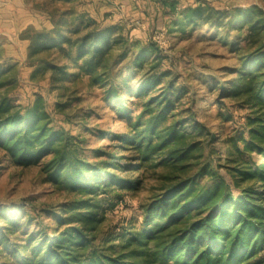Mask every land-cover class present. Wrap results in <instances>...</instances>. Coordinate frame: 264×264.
Wrapping results in <instances>:
<instances>
[{"label": "trees", "instance_id": "trees-1", "mask_svg": "<svg viewBox=\"0 0 264 264\" xmlns=\"http://www.w3.org/2000/svg\"><path fill=\"white\" fill-rule=\"evenodd\" d=\"M158 1L183 30L209 12L210 30L237 59L226 69L232 76L217 84L220 109L230 100L233 112H242L225 113L240 125L223 141L227 154L212 161L194 139L207 126L182 103L188 86L161 64L146 69L160 54L155 42L132 52L139 41L129 27L96 19L87 27L85 12L71 25L61 18L47 28L28 26L21 36L29 79L53 90L73 75H89L125 128L79 123L83 133H74L57 125L53 112L64 113L71 99L57 95L50 108L36 90L20 100L19 69L0 68V162L38 164L43 182L64 197L26 212L0 207V264H264V8ZM87 132L110 142L90 147ZM151 178L141 221L106 224L125 195Z\"/></svg>", "mask_w": 264, "mask_h": 264}, {"label": "rangeland", "instance_id": "rangeland-1", "mask_svg": "<svg viewBox=\"0 0 264 264\" xmlns=\"http://www.w3.org/2000/svg\"><path fill=\"white\" fill-rule=\"evenodd\" d=\"M180 1L185 3L197 1L205 7H248L256 3L264 8V0ZM24 4L33 14L31 26L39 29L51 27L54 21L61 20V18L63 24L69 21V25H71V20L79 19L81 12L86 13L83 22L87 27L95 22L94 19L103 23L119 22L124 24L131 29L133 36L139 41L132 52H138L141 46L151 43L152 29L166 27L168 29V45L165 49L160 48L162 51H159L158 56L148 58L146 69L161 64L162 70H171L172 75L178 76L179 85L185 83L188 86L189 93L183 98L182 103L186 106L192 104L198 119L207 126V131L198 134L194 139L203 142L205 157H209L212 161L218 159L220 155L224 157L227 154V147L223 141L226 136L232 135L236 131V127H240V125L237 118L227 120L225 113L230 110L237 117L242 112H233L230 100H226V105L220 109L216 102L220 91L217 84L232 76L226 69L236 65L237 59L231 53L229 44L215 37L216 34L210 30L209 15L211 14L209 12H205L194 28L190 26L183 30L175 25L178 19L176 20L174 16L166 12L158 0H141L140 4H135L136 7L131 5L128 11L126 5L119 0H106V2L103 0H24ZM156 6L159 7V13L161 10L159 15H154ZM65 9L75 12V14L67 15L64 18L60 12ZM174 20L176 21L173 22ZM137 21L141 24L144 23L145 26H138ZM173 23L175 24L172 25ZM8 36L14 40L12 32ZM22 43L19 41L17 45L13 42L16 47L7 51L4 39L0 38V68L16 66L19 69L16 93H20V100L33 98V93L36 90H40L48 97L50 108L54 107L56 99H58L57 95H64V99L70 98L71 103L65 108L64 113L53 112L52 115L55 124L63 125L74 133H83L84 128H80V130L77 128L79 123H83L88 128L99 127L109 132H119L125 128V121L113 110L112 103L105 99L103 86L90 84L89 75L78 77L73 75L66 78L53 90H49L44 81L32 82L28 77L31 70L27 66L28 45L26 47ZM16 51H18V57L9 56L10 53H16ZM77 66L71 67L72 74L78 72ZM123 73L126 75L127 71L124 70ZM130 81L136 83L137 79L132 78ZM220 113L225 115H220ZM85 134L90 137V147L110 142L109 139L95 137L88 132ZM213 135L216 136L214 141L211 140ZM0 167V207L11 206L10 210L6 211L16 213L21 205L20 211L26 212L31 207L56 204L64 199L61 194L53 191L49 183L43 182L38 164L21 167L10 163L3 165V162H0ZM154 183V178H151L144 182L141 190L126 194V202L120 203L116 210L109 214L106 224L126 222L132 217L138 224L142 219L141 205L148 200ZM0 223H3L2 220ZM20 223L24 225L25 222L21 221ZM44 223L51 224L52 220L45 218ZM37 227V222L30 225L33 230Z\"/></svg>", "mask_w": 264, "mask_h": 264}, {"label": "crops", "instance_id": "crops-1", "mask_svg": "<svg viewBox=\"0 0 264 264\" xmlns=\"http://www.w3.org/2000/svg\"><path fill=\"white\" fill-rule=\"evenodd\" d=\"M106 2V0H103ZM126 5L127 11L130 10L131 5L140 4L141 0H119ZM87 5V4H86ZM163 7V6H162ZM159 7L156 6L154 15L161 14L158 12ZM97 14V13H95ZM33 14L29 11L28 7L24 4V0H0V38L4 39L6 50L9 51L15 48L17 44L23 42L27 47L28 41L21 37L22 32L33 24ZM148 21V25H149ZM153 30V29H152ZM12 32L14 40L8 35ZM7 34V35H6ZM13 42L15 44H13ZM18 51L16 53H10L9 56L15 58L18 57Z\"/></svg>", "mask_w": 264, "mask_h": 264}, {"label": "built area", "instance_id": "built-area-1", "mask_svg": "<svg viewBox=\"0 0 264 264\" xmlns=\"http://www.w3.org/2000/svg\"><path fill=\"white\" fill-rule=\"evenodd\" d=\"M138 26H145V24H141L139 21L136 22ZM168 29L166 27H158L151 31L150 37L153 42H155L161 49H165L168 45Z\"/></svg>", "mask_w": 264, "mask_h": 264}]
</instances>
